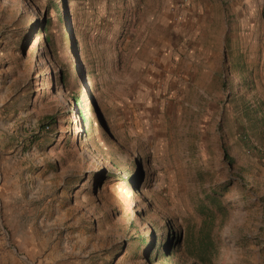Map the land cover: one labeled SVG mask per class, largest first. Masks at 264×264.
Wrapping results in <instances>:
<instances>
[{"label": "rangeland", "instance_id": "374dc122", "mask_svg": "<svg viewBox=\"0 0 264 264\" xmlns=\"http://www.w3.org/2000/svg\"><path fill=\"white\" fill-rule=\"evenodd\" d=\"M0 264H264V0H0Z\"/></svg>", "mask_w": 264, "mask_h": 264}, {"label": "trees", "instance_id": "16d2710c", "mask_svg": "<svg viewBox=\"0 0 264 264\" xmlns=\"http://www.w3.org/2000/svg\"><path fill=\"white\" fill-rule=\"evenodd\" d=\"M57 13V12H56ZM50 25V20L45 19L44 21H41L39 24V27L35 30L33 29V34L36 36L38 32H41L44 35V44L46 46H49L50 44V38L47 35L48 27ZM77 63L80 65V61L77 60ZM57 75H58V82L62 86L63 89H66L69 85V81H71L75 86H76V93L71 96V103L74 107L75 114L77 118L79 119V122L82 123L85 126V121H86V114L84 113L83 110V105L85 100L87 99V96L83 94L81 91L80 85H79V79H77V70L75 65L70 62V60H67L66 64H57ZM81 70V67L79 68ZM81 77H85L84 74L81 75ZM54 119L53 118H47L46 127L53 124ZM91 126V124H90ZM89 126V127H90ZM223 156L228 165L233 164V160L228 156L226 148H223ZM222 195V192H211V195L207 197L208 204L201 206L200 209V215L204 218L205 222L208 224H212L217 215H224L225 213V208L221 207L219 204L218 197ZM135 244L138 247L147 245L146 244V239L143 237H137L134 239ZM175 242L178 243L179 241V236H176V239L174 240ZM203 243H204V248H200L199 250V255L203 256L207 252V248H210L212 245V240H211V235L209 234L208 230H205V234L203 235ZM149 249L151 251V255L154 258H158L161 253L162 257H166L168 254V247H166L165 250L161 251L159 246H157L156 240L153 242L149 243Z\"/></svg>", "mask_w": 264, "mask_h": 264}]
</instances>
